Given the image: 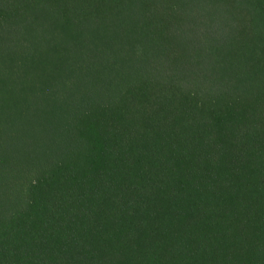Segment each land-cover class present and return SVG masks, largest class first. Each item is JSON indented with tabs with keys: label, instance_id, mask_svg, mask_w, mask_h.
Returning <instances> with one entry per match:
<instances>
[{
	"label": "trees",
	"instance_id": "1",
	"mask_svg": "<svg viewBox=\"0 0 264 264\" xmlns=\"http://www.w3.org/2000/svg\"><path fill=\"white\" fill-rule=\"evenodd\" d=\"M0 264H264V0H0Z\"/></svg>",
	"mask_w": 264,
	"mask_h": 264
}]
</instances>
